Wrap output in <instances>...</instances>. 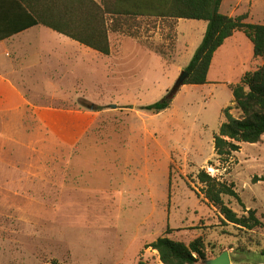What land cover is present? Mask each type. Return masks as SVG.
<instances>
[{
	"label": "rangeland",
	"instance_id": "374dc122",
	"mask_svg": "<svg viewBox=\"0 0 264 264\" xmlns=\"http://www.w3.org/2000/svg\"><path fill=\"white\" fill-rule=\"evenodd\" d=\"M221 12L264 24V0H224ZM140 23L136 38L110 35L109 56L87 49L68 87L30 89L34 147L19 159L0 152V264H161L145 246L163 236L186 244L203 237L208 259L228 251L232 264H264V229L225 224L197 178L205 170L235 185L243 204L225 201L264 222V139L227 158L214 141L225 109L240 116L230 85L262 61L236 33L208 84L184 85L153 115L141 107L168 99L207 23Z\"/></svg>",
	"mask_w": 264,
	"mask_h": 264
},
{
	"label": "trees",
	"instance_id": "16d2710c",
	"mask_svg": "<svg viewBox=\"0 0 264 264\" xmlns=\"http://www.w3.org/2000/svg\"><path fill=\"white\" fill-rule=\"evenodd\" d=\"M29 19V27L42 25L102 55L111 54L110 35L118 34L136 38L140 20L151 19L171 23L178 20L203 21L208 24L202 44L196 51L186 71L184 85L203 86L216 53L236 33H243L253 45V57L262 64L246 72L240 82L230 85L239 117L224 111L225 122L214 136L215 152L227 158L241 149V144H259L264 138V24L247 22L248 14L229 16L221 12L224 0H16ZM171 25V24H170ZM28 27V28H29ZM173 30V29H172ZM155 53L163 56L157 48ZM172 101L164 99L142 111L158 115L168 110ZM202 194L217 209L225 224H233L246 232L264 229V222L256 210L239 216L225 201L226 197L241 198L235 185L213 177L205 170L198 174ZM256 181V178H255ZM259 181H264V177ZM158 254L161 264H200L207 260L208 247L203 237L189 244L167 236L146 245ZM214 258V257H213ZM139 264H149L140 261Z\"/></svg>",
	"mask_w": 264,
	"mask_h": 264
},
{
	"label": "crops",
	"instance_id": "0c3cea01",
	"mask_svg": "<svg viewBox=\"0 0 264 264\" xmlns=\"http://www.w3.org/2000/svg\"><path fill=\"white\" fill-rule=\"evenodd\" d=\"M28 23L16 0H0V152L14 153L17 159L34 147L30 144V89L41 82L49 88L68 87V72L79 70L83 54L93 50L48 27ZM207 26L203 25V35Z\"/></svg>",
	"mask_w": 264,
	"mask_h": 264
},
{
	"label": "water",
	"instance_id": "95a60500",
	"mask_svg": "<svg viewBox=\"0 0 264 264\" xmlns=\"http://www.w3.org/2000/svg\"><path fill=\"white\" fill-rule=\"evenodd\" d=\"M189 77V74L187 71L183 72L182 76L179 78V80L176 82L175 86L169 93V99H173L177 93L180 91V89L184 86V83L186 82L187 78ZM116 108V106H114ZM202 264H232L231 256L228 251L223 252L219 256L211 259H207L203 261Z\"/></svg>",
	"mask_w": 264,
	"mask_h": 264
}]
</instances>
